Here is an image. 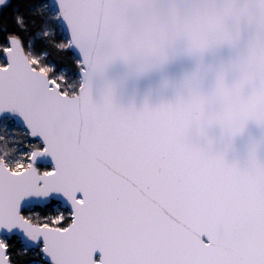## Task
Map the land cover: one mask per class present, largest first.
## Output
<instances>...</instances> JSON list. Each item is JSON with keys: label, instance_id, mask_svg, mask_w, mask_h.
<instances>
[{"label": "snow or ice", "instance_id": "6c2138e0", "mask_svg": "<svg viewBox=\"0 0 264 264\" xmlns=\"http://www.w3.org/2000/svg\"><path fill=\"white\" fill-rule=\"evenodd\" d=\"M120 7L0 0V264H264V160L253 148L241 166L191 138L264 124V103L223 73L155 107H118L111 87L95 99L111 59L95 48L98 15ZM143 7L163 18L171 5ZM178 38L211 43L175 34L150 56Z\"/></svg>", "mask_w": 264, "mask_h": 264}, {"label": "water", "instance_id": "95a60500", "mask_svg": "<svg viewBox=\"0 0 264 264\" xmlns=\"http://www.w3.org/2000/svg\"><path fill=\"white\" fill-rule=\"evenodd\" d=\"M102 2L128 7L101 10L98 15L95 48L101 58L111 59L94 77L95 99L111 87L118 107H155L187 96L190 83L208 94L223 73L228 85L246 78L245 94H253L252 103L257 106L264 103V0ZM160 2L171 5L163 18L143 7ZM193 4L201 6L190 7ZM175 34L207 35L211 43L200 53L190 51L187 41L178 38L166 43L167 59L163 62L150 56L162 37ZM191 138L212 151H223L229 162L238 161L241 166L253 148L257 158L264 160V124L255 120L231 138L219 125L206 127L202 133L194 128Z\"/></svg>", "mask_w": 264, "mask_h": 264}, {"label": "rangeland", "instance_id": "374dc122", "mask_svg": "<svg viewBox=\"0 0 264 264\" xmlns=\"http://www.w3.org/2000/svg\"><path fill=\"white\" fill-rule=\"evenodd\" d=\"M77 73H79V70L77 69ZM74 79L77 81V86H78V83H79V81H80V75L79 74H77L75 77H74ZM69 80L71 81L72 80V77H69ZM9 123V125H10V127L11 128H16L17 130L19 129V126L18 125H16L14 122H12V121H9L8 122ZM21 136H22V133L20 134ZM66 226V225H65Z\"/></svg>", "mask_w": 264, "mask_h": 264}]
</instances>
